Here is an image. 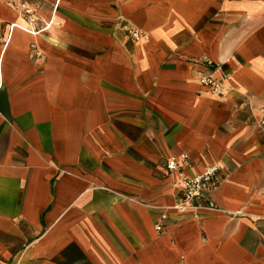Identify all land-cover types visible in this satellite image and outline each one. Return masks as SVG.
<instances>
[{"label": "crops", "instance_id": "crops-1", "mask_svg": "<svg viewBox=\"0 0 264 264\" xmlns=\"http://www.w3.org/2000/svg\"><path fill=\"white\" fill-rule=\"evenodd\" d=\"M263 108L264 0H0V264H264Z\"/></svg>", "mask_w": 264, "mask_h": 264}, {"label": "built area", "instance_id": "built-area-1", "mask_svg": "<svg viewBox=\"0 0 264 264\" xmlns=\"http://www.w3.org/2000/svg\"><path fill=\"white\" fill-rule=\"evenodd\" d=\"M18 9L26 25L24 28H22V30L30 33H35L36 31L38 32L39 30H44L51 26V22L45 23L42 19L38 18L34 10L28 5L19 3ZM10 28L13 29L18 27L16 25H11ZM123 29L126 35L131 40L140 41L147 38L145 34L132 30L127 26H125ZM199 83L201 86L206 88L214 97L217 98L223 96L224 88L222 84L217 81L211 73H201L199 75ZM258 125L261 129H264V108L261 110ZM166 167L169 172L177 173L181 183L180 186L182 200L180 203L175 204L172 209L178 214H191L193 218H197V211L203 209L208 194L217 186L216 176L218 168L212 167L200 175L189 177L183 173L181 165L175 160L168 161ZM166 218V213L161 215L160 222L155 226V229L157 231L162 230L160 224L165 221Z\"/></svg>", "mask_w": 264, "mask_h": 264}]
</instances>
